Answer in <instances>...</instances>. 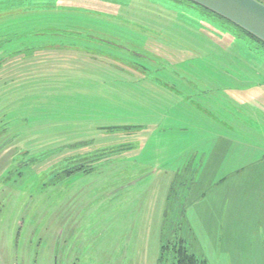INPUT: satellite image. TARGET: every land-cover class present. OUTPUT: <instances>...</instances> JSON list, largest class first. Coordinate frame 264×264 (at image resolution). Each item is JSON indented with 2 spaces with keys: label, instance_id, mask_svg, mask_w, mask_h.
Returning <instances> with one entry per match:
<instances>
[{
  "label": "rangeland",
  "instance_id": "1",
  "mask_svg": "<svg viewBox=\"0 0 264 264\" xmlns=\"http://www.w3.org/2000/svg\"><path fill=\"white\" fill-rule=\"evenodd\" d=\"M122 2L0 0V264H175L181 243L261 264L227 242L260 221L264 84L219 52L252 45L187 1Z\"/></svg>",
  "mask_w": 264,
  "mask_h": 264
},
{
  "label": "trees",
  "instance_id": "2",
  "mask_svg": "<svg viewBox=\"0 0 264 264\" xmlns=\"http://www.w3.org/2000/svg\"><path fill=\"white\" fill-rule=\"evenodd\" d=\"M45 2L48 1V0H44ZM50 1V0H49ZM54 2L56 3H60L61 0H53ZM110 2L111 5H116L119 0H108ZM144 1V0H142ZM183 1H187V0H183ZM149 2V1H148ZM188 3L198 7L200 10L203 11L204 14L206 15H209V16H213V17H217L223 21H225L224 19L216 16L215 14L209 12L208 10L204 9V8H201L200 6L190 2V1H187ZM133 3V0H127V2L125 3H120L121 6H131ZM152 4V2H149ZM141 5V4H140ZM55 6H59L57 4H55ZM154 6V5H152ZM61 6H59V9H60ZM113 7V6H112ZM143 9L145 7H142ZM62 9V8H61ZM52 10V9H51ZM53 11V10H52ZM86 11V10H85ZM148 14V17L146 18H139L141 19L142 21L143 20H149L151 18L152 20V24H153V19H155L156 21H159L161 23V25L158 24V22H156V26H159L160 28H163L164 31H160V32H168V24H171V25H174L176 26V30H179L181 31L182 28L180 27V22H176L169 14L168 12H163V11H156V10H145ZM201 11V12H202ZM198 12L200 13V11L198 10ZM157 13V15H156ZM22 14H18L17 16H20ZM16 17V16H15ZM14 17V18H15ZM114 18H117L116 16H113ZM12 15H6V16H0V23L2 20H13L14 19ZM173 19V20H172ZM177 19V18H176ZM118 22V21H117ZM174 22H176L177 24H173ZM227 22V21H225ZM229 23V22H227ZM230 25H232L233 27H235L236 29H238L242 34H244L248 39L246 43L252 45L253 47V51L251 50V48H248L247 46H245V44H240V43H237L233 45H231L228 49H224V48H220L219 49V52H220V55L223 56L225 58V61L228 62L229 60H233V59H236L238 56L242 55L244 56V59L246 61V64L245 62L243 63L245 65V70H243V73L245 75H248V76H251V77H254L256 80L260 81L261 83L264 84V56L262 55H257L258 51H260L261 53H264V43L260 42L259 40H257L256 38H254L253 36H251L250 34L242 31L241 29L237 28L236 26H234L233 24L229 23ZM197 24H193V26H196ZM151 26V25H150ZM191 25H188L189 29H187V32H190L191 34L193 35H197L199 37H205L206 35L208 36L209 34H205V29H203V26L199 23V26L202 27L203 29V32H201V28L198 30H194L190 27ZM198 26V25H197ZM149 27V26H148ZM147 28V27H146ZM58 35L59 34H62V33H57ZM166 34V33H165ZM57 36V35H54V34H46V36ZM176 35H180L179 33H176ZM253 41V42H252ZM241 46H244V47H247L249 50H250V53H253L254 57H256L255 59H251V60H247V57L244 55V50L243 49H238L237 46L239 47L240 45ZM58 48V46H53L49 49H55ZM66 50H73L71 47H65ZM76 48V47H74ZM239 50H237V49ZM237 50V51H236ZM255 51L257 53H255ZM263 51V52H262ZM79 52V51H78ZM230 64V63H229ZM238 64V63H237ZM131 66V65H130ZM239 66H241L239 64ZM134 67V66H133ZM242 68L244 66H241ZM126 127H129V126H126ZM125 127V128H126ZM128 128H126L125 130H127ZM94 168H90V169H86V170H81L79 172L83 173V174H87V173H90L93 171ZM164 249H169L168 246L164 245L163 246V250ZM174 250V251H173ZM172 252L174 253L175 255V264H208L207 260L206 259H202V258H199L197 257L196 255L190 253V251L188 250V248L186 246H184L182 243L179 244L178 246H175V249H173Z\"/></svg>",
  "mask_w": 264,
  "mask_h": 264
},
{
  "label": "water",
  "instance_id": "3",
  "mask_svg": "<svg viewBox=\"0 0 264 264\" xmlns=\"http://www.w3.org/2000/svg\"><path fill=\"white\" fill-rule=\"evenodd\" d=\"M264 43V3L258 0H187Z\"/></svg>",
  "mask_w": 264,
  "mask_h": 264
},
{
  "label": "crops",
  "instance_id": "4",
  "mask_svg": "<svg viewBox=\"0 0 264 264\" xmlns=\"http://www.w3.org/2000/svg\"><path fill=\"white\" fill-rule=\"evenodd\" d=\"M202 111H204L206 113L205 110H201L200 112H202ZM204 112H202V113H204ZM207 114H209V113L207 112ZM190 143H193V142H190ZM203 147H205V146H201V148H203ZM195 155H196V158L194 159ZM197 156H198V153H195L194 155H191L192 158L190 157L192 160L191 159L189 160L191 163V171L194 170V172L200 170V168H201L200 166H195L196 162H197ZM257 163H263L261 165L262 168L260 169V171L258 173L259 179H256V184L259 188V191L261 192L260 193L261 194L260 203L259 204L255 203L257 206L256 211L259 213L258 215H260V221L255 222V227L251 231V234L247 238H245V240H244V238L232 237L231 240H229L227 242V244H228V248L230 250H237V254L234 256H237V255L240 256V254L246 253V254H248V256L251 259H253V258L256 259V257L258 259H261V264H264V260H263L264 259V156H261V158L258 159ZM188 168H189V166H188ZM192 183H193V185H195V183H197V184L199 183V177H198V175H195V173H194V177L192 179ZM226 183H227V178L220 180L218 182L217 186L225 187ZM240 183H242V182H235L234 189H236ZM221 210H222L221 212L224 211V205H223ZM221 216L225 217V213H222ZM221 238L224 239L223 237H220V240H221ZM229 244H231V245H229ZM243 244H247V245L249 244L248 246L245 247L246 251H244ZM254 264H259V263L255 262Z\"/></svg>",
  "mask_w": 264,
  "mask_h": 264
}]
</instances>
